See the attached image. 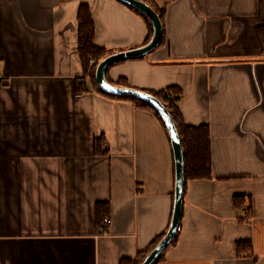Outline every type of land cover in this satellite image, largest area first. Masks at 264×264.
<instances>
[{
	"label": "crops",
	"instance_id": "obj_1",
	"mask_svg": "<svg viewBox=\"0 0 264 264\" xmlns=\"http://www.w3.org/2000/svg\"><path fill=\"white\" fill-rule=\"evenodd\" d=\"M146 1L164 9V44L106 79L179 88L211 161L209 178L186 181L176 243L156 264H264V0ZM81 4L96 46L145 44L146 21L117 0H0V264H139L171 219L174 159L156 116L76 92L91 89Z\"/></svg>",
	"mask_w": 264,
	"mask_h": 264
},
{
	"label": "trees",
	"instance_id": "obj_2",
	"mask_svg": "<svg viewBox=\"0 0 264 264\" xmlns=\"http://www.w3.org/2000/svg\"><path fill=\"white\" fill-rule=\"evenodd\" d=\"M124 5L132 9L133 11H135L140 16H142L144 20L146 21L147 28H148V36L146 38L145 43H147L153 34L152 24H151L150 19L144 14H142L141 12H139L138 10L134 9L133 7H130L126 4ZM153 8L160 16V19L162 22V28H163L164 9L158 10L154 6ZM94 37H95V25H94V21L91 16L90 8L87 4H81L78 9V53H79V56L82 62L92 59L95 61V64L92 69L93 73L90 79L91 89H86V88L83 89L84 88L83 85L78 82L76 85V92L78 94H81L83 92H88L92 89H95L98 93H100L101 95L105 97L112 98V99L131 101L134 104V106L151 111L156 116V118L162 125L163 129L165 130L166 135L168 136L162 119L150 105L140 100H137V99L112 96V95L102 92L98 88L96 81H95V68L97 66V63L102 58L115 52L116 50L106 49V48L96 46L94 44ZM163 44H164V28H163L162 40L159 46ZM149 92L152 93L154 96H156L158 99H160L167 106L169 112L172 115L174 122L176 123L177 130L180 136L181 146L183 149V154H184L185 184H186V181L189 179L209 178L210 172H211L209 133L206 127H201V126L194 127V126L186 125L184 121L182 120L181 112L179 109V100L181 97L180 89L175 86L174 87L170 86L160 91H154V92L149 91ZM96 147H99L98 142H96ZM99 207H101V204H98L97 208L99 209ZM178 232H179V229L176 235L174 236V238L172 239V241L170 242L169 246L174 245L176 243ZM164 234L165 232L161 233L158 237H156V239L149 246L148 250L151 249L153 246H155V244L159 242V240L164 236ZM242 243L243 241L237 242L236 244L237 249L240 247ZM166 249L159 255L156 262H158L164 256ZM129 262L130 261L127 260L128 264H138V262H133V263H129Z\"/></svg>",
	"mask_w": 264,
	"mask_h": 264
},
{
	"label": "water",
	"instance_id": "obj_3",
	"mask_svg": "<svg viewBox=\"0 0 264 264\" xmlns=\"http://www.w3.org/2000/svg\"><path fill=\"white\" fill-rule=\"evenodd\" d=\"M117 1L133 7L134 9L147 16L151 21L153 34L150 40L140 47L115 51L102 58L97 63V66L95 68L96 84L98 88L106 94L116 97L137 99L150 105L158 113L164 123L172 147L174 159L175 180L173 190V204L171 219L168 228L164 236L146 253L142 261L139 263L155 264L159 255L169 246L180 226L185 190L184 154L176 123L174 122L167 106L160 99H158L148 91L127 86L115 85L110 83L106 79V71L110 66L126 60L148 57V55L159 46L163 36V28L160 16L154 10L150 3H148L146 0Z\"/></svg>",
	"mask_w": 264,
	"mask_h": 264
},
{
	"label": "built area",
	"instance_id": "obj_4",
	"mask_svg": "<svg viewBox=\"0 0 264 264\" xmlns=\"http://www.w3.org/2000/svg\"><path fill=\"white\" fill-rule=\"evenodd\" d=\"M94 64H95V61L92 60V59H89V60H87V61H83V62H82V65H83L84 67H87V68H88V71L86 72V77H87V75L89 76V74L92 72V69H93V67H94ZM87 68H86V70H87ZM84 88H85V87H84ZM103 222H104V224H108V223L110 222V219H109L108 217H105V218L103 219Z\"/></svg>",
	"mask_w": 264,
	"mask_h": 264
},
{
	"label": "rangeland",
	"instance_id": "obj_5",
	"mask_svg": "<svg viewBox=\"0 0 264 264\" xmlns=\"http://www.w3.org/2000/svg\"><path fill=\"white\" fill-rule=\"evenodd\" d=\"M86 68H87V67H86ZM85 70H86V69H85ZM87 71H88V68H87L86 72H87ZM92 73H93V70H92V72L89 74V76L87 75V79H88V78L91 79ZM81 84L83 85V87H84V85H86V83H85L84 81H82ZM83 89H85V88H83Z\"/></svg>",
	"mask_w": 264,
	"mask_h": 264
},
{
	"label": "bare ground",
	"instance_id": "obj_6",
	"mask_svg": "<svg viewBox=\"0 0 264 264\" xmlns=\"http://www.w3.org/2000/svg\"><path fill=\"white\" fill-rule=\"evenodd\" d=\"M89 80V79H88Z\"/></svg>",
	"mask_w": 264,
	"mask_h": 264
}]
</instances>
